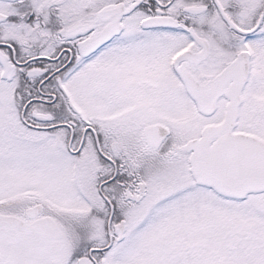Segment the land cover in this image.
I'll return each mask as SVG.
<instances>
[{"label": "snow or ice", "instance_id": "obj_1", "mask_svg": "<svg viewBox=\"0 0 264 264\" xmlns=\"http://www.w3.org/2000/svg\"><path fill=\"white\" fill-rule=\"evenodd\" d=\"M0 264H264V0H0Z\"/></svg>", "mask_w": 264, "mask_h": 264}]
</instances>
